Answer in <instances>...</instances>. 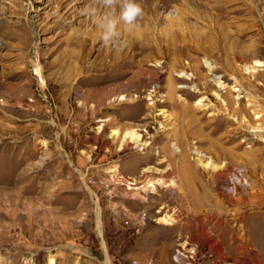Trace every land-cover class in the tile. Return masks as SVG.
<instances>
[{"label":"rangeland","instance_id":"374dc122","mask_svg":"<svg viewBox=\"0 0 264 264\" xmlns=\"http://www.w3.org/2000/svg\"><path fill=\"white\" fill-rule=\"evenodd\" d=\"M186 1L168 31L175 0H137L107 54L99 1L0 0V264H264V0Z\"/></svg>","mask_w":264,"mask_h":264},{"label":"bare ground","instance_id":"6f19581e","mask_svg":"<svg viewBox=\"0 0 264 264\" xmlns=\"http://www.w3.org/2000/svg\"><path fill=\"white\" fill-rule=\"evenodd\" d=\"M100 2V0H97V2ZM174 1V0H173ZM188 2L186 1V0H175V2H174V4H176L175 5V8H176V16L171 20L170 19V21H169V23H168V25L170 26L169 27V29H168V31H184L183 29L184 28H186V27H183V25L181 24V19H182V17L183 16H185L186 15V12H185V8L186 7H188V4H187ZM222 3H225V1L223 2H220L219 0H198V2L196 1L195 2V7L197 8V9H199V11L200 10H204V11H206V13H209V15H211L210 14V12L212 11V13H215L216 15H217V12H219L222 8H223V4ZM179 5H181V6H183L182 8L181 7H179ZM156 8V7H155ZM155 8H153V10H155ZM193 8V7H192ZM151 11V12H149L148 14H147V16L144 18V19H147L148 21L149 20H151V21H153V18L155 17V11ZM192 10V9H191ZM97 11V10H96ZM103 11V10H102ZM107 11H111L110 9H106L105 8V10H104V13L105 12H107ZM115 11H116V13L118 14V12H119V6H117L116 7V9H115ZM99 13V12H98ZM196 14H198V13H196ZM194 15V14H193ZM218 15H220V14H218ZM159 16V15H158ZM195 16V15H194ZM203 16H204V13H203ZM221 16V15H220ZM157 18V17H156ZM160 21V20H159ZM214 25V24H213ZM21 26H22V29L24 28V29H26L27 30V23L26 22H21V24H20V28H21ZM33 28V27H32ZM151 28V27H150ZM96 29H98V28H96ZM149 30V29H148ZM214 31H216V27H214V29H213ZM29 31V30H28ZM74 31H79L78 29L77 30H74ZM137 31V27L133 30V31H131V32H129L124 26H122V25H120V35H122L123 36V42H124V44L125 45H117L116 47H115V50H118V49H132V48H134L133 46H134V41H135V39H140L139 38V32H136ZM189 31H197V30H189ZM217 31H219V30H217ZM96 32V35H97V37H99L98 36V31H95ZM138 41V40H137ZM83 42H84V37L82 38L81 37V39L80 40H78V42H77V44H78V46L80 47V51H75V52H73L74 54H76L75 56H74V58L75 59H78V60H81V61H84V58H83V55L81 54V51H82V46H83ZM105 45V44H104ZM106 46V50L108 49V45H105ZM127 52V51H126ZM107 54H110V50L108 49L107 50ZM80 63V62H79ZM259 66H264V64L262 63V62H260V61H254V64L253 65H250V66H248L247 68H246V71H248V72H251V73H254L255 72V70L259 67ZM207 68L210 70V69H212L211 68V66H207ZM34 73V72H33ZM186 74L185 73H183V76H185ZM181 77V76H180ZM187 79H188V77H187ZM214 79L216 80V83H217V86H222V82L219 80V78H215L214 77ZM184 86H178L177 88H183ZM168 98H172V95H173V93H174V87H173V82H172V79H170L169 80V84H168ZM236 92H239L240 90L239 89H237V90H235ZM240 95V93L234 98V100H235V102H236V104L238 105L239 104V96ZM123 98V96H121V98L120 99H122ZM179 99H181V100H178V102L180 103V104H183V106L186 108V107H188L189 106V103L188 102H182V101H184V99L183 98H179ZM147 100H151V99H147ZM224 103V102H223ZM149 106H153L154 105V103H150V104H148ZM194 105L195 106H199V107H201V106H204V107H206V106H208V104L207 103H204V99L203 98H201V99H199L198 101H197V103H194ZM249 105V104H248ZM195 108V107H194ZM160 114H163L164 113V110H161L160 112H159ZM187 114V116L189 117V119H190V121H192L193 119H192V117H193V114H191V113H189V112H186ZM195 113V112H194ZM257 117H259V115L257 116ZM257 117H255V118H257ZM195 119V118H194ZM244 120V122H246L247 120L244 118L243 119ZM190 121L188 120L187 122H186V124H185V126H189V124H190ZM54 123V122H53ZM252 132H256L257 134H259L260 135V137L262 138L263 137V134H264V129L262 128V127H259V126H253L252 127ZM118 133V131L116 130V131H113V134L116 136V134ZM124 139H128V140H130L133 144H135L137 147H139L140 149H144L146 146H147V144L146 143H143V141H142V138H141V135L140 134H138L135 130H131V131H127V132H125L124 133V135H123V140ZM262 139H264V137L262 138ZM171 141H173L171 144H172V147H173V150H174V153L177 155V156H181L182 158L183 157H185V155H186V147H185V149H183V144H182V141H181V137L177 134V133H173V134H171L170 136H169V138H168V142L170 143ZM216 142V141H215ZM186 146H187V142H186ZM187 150H188V147H187ZM192 153L195 155L194 157L197 159V161H198V163H199V165L200 166H202V167H204L205 169H208V170H216V169H218V166L216 165V164H214V162L212 161V159L210 158V159H208L207 158V160H204V159H206V157H205V155L204 154H202L197 148H195L193 151H192ZM204 161H206V162H204ZM150 182V181H149ZM180 181H172V183L175 185V186H177V188H178V186H181V183H179ZM160 183V182H159ZM155 187V185L153 184V183H146V184H144L141 188L142 189H146V190H150V189H152V188H154ZM50 264H53L54 263V260L53 259H50V262H49Z\"/></svg>","mask_w":264,"mask_h":264},{"label":"clouds","instance_id":"9594fccd","mask_svg":"<svg viewBox=\"0 0 264 264\" xmlns=\"http://www.w3.org/2000/svg\"><path fill=\"white\" fill-rule=\"evenodd\" d=\"M100 3L106 9L111 10L100 15L96 20L99 39L105 45L117 41L120 36V25H123L129 32L138 26L137 20L142 16L143 10L137 0H100ZM117 6H119L118 14L115 11Z\"/></svg>","mask_w":264,"mask_h":264}]
</instances>
